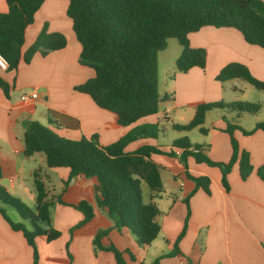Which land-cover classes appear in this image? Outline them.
<instances>
[{
    "label": "crops",
    "instance_id": "crops-1",
    "mask_svg": "<svg viewBox=\"0 0 264 264\" xmlns=\"http://www.w3.org/2000/svg\"><path fill=\"white\" fill-rule=\"evenodd\" d=\"M64 1L45 0L36 12L34 22L25 30L22 52L35 40L43 19L48 21L49 32L63 33L49 18L52 17L51 10L56 7L61 6L66 11L67 1ZM6 10L5 0H0V12ZM39 16L42 19L38 20ZM188 41L191 47L205 50V67H193L185 73L172 70L168 76L171 84H165L162 92H159L170 97L159 104L155 115L144 117L125 129L115 125L113 114L98 108L87 95L73 89L93 75L90 68L78 63L80 45L77 40L72 44L67 40L63 49L46 56L37 53L28 64L21 61L16 70L0 69V78L10 86L9 98L0 88V166L3 171L0 184L28 205L35 202L32 188L34 173L38 172L51 198L56 197L52 193L55 188L49 189L52 170L58 174L60 181L68 180L69 169H47L44 155L35 153L28 158L23 155L22 121L46 120V127L60 136L77 140L97 135L99 143L107 145L139 124L158 123V127L169 124L172 128V124H178L174 120H186L188 123L201 103L240 100L235 96L240 89L234 83L226 86L227 82L238 79L225 82L216 80L219 71L229 63L243 64L255 78L264 81V48L245 42L236 29L205 26L190 33ZM180 52L181 47L172 63H175ZM34 90L37 93L35 100H20L21 94ZM213 110L222 112L213 113ZM213 110L205 115L203 124H206L204 128L207 132L202 134L205 139L197 145L203 147L210 160L227 163L231 157V145L229 135L223 131L226 126L223 117L233 122L235 113L225 109ZM240 119H249L242 116L236 122L247 131L264 120L257 116L251 126L244 128L239 123ZM179 125L184 124L180 122ZM162 131H165L163 127ZM233 137L238 147L248 152L253 171L246 180H242L235 162L227 175L229 191L222 187L221 173L216 167L196 163L192 157L187 159V172L190 175L208 177L210 193L206 194L186 178L184 167L175 157L152 155L160 166L163 186L161 196L155 200L159 209L156 222L160 231L149 245L143 247L135 243L128 228L115 227V221L107 212L95 205L98 193L96 180L83 175L73 177L58 193L60 201L55 199L50 208L52 227L60 232V236L51 242H47L45 236L35 238L38 264H116L111 252H94L92 239L100 229H109L102 239L103 245L111 243L119 251L131 253L132 260L129 255H123L127 264H151L155 258L173 249L186 218V231L178 244L180 254L161 258L157 264H264V182L256 175L257 168L264 165V131L256 130L250 135H243L235 130ZM142 145H156L163 151L169 149L159 144L158 136L156 139L136 140L125 149L133 151ZM25 158L27 161L38 160L40 170L25 168ZM186 197L188 204L184 202ZM80 201L92 205L93 217L68 233L83 219L82 213L72 206ZM143 202H149V191ZM0 207H3L1 202ZM96 222H99V226L94 225ZM82 243L87 249L85 253L80 250ZM66 244L72 256L70 259L65 255ZM31 263L32 249L22 233L13 231L0 214V264Z\"/></svg>",
    "mask_w": 264,
    "mask_h": 264
},
{
    "label": "trees",
    "instance_id": "trees-1",
    "mask_svg": "<svg viewBox=\"0 0 264 264\" xmlns=\"http://www.w3.org/2000/svg\"><path fill=\"white\" fill-rule=\"evenodd\" d=\"M66 1L65 14L71 21L72 32L80 45L78 63L93 71L92 77L73 89L87 95L98 108L113 114L115 125L120 129L155 115L159 104L170 97L159 93L157 61L158 53L165 49L169 38H175L181 47L175 61V69L181 73L193 67H205V50L191 47L188 41L190 33L205 26L234 28L245 42L264 48L262 0ZM44 2L5 0L7 10L0 12V56L7 64L6 71L16 70L21 61L28 64L37 53L46 56L66 46L65 36L60 32H49L45 24L35 40L22 52L25 30L34 22L35 14ZM232 79L243 80L255 89L264 91V81L255 78L243 64L229 63L216 76L219 82ZM0 88L9 98L10 86L1 78ZM213 109L235 113L233 122L223 117L226 123L223 131L229 135L231 145V157L227 163L210 160L203 147L191 143L187 137L174 140L168 151L156 145H142L133 151H126V146L131 142L143 138L156 139L158 123L136 125L118 140L101 145L97 135L73 140L56 134L37 121L26 120L22 121L23 155L28 158L35 153H42L47 168L69 169L68 180L62 181L64 187L77 175L95 179L98 185L95 205L107 212L115 221V227L128 228L135 243L143 247L149 245L160 231L156 222L159 209L155 200L161 196L163 186L160 166L152 159V155L175 157L184 167L186 178L206 194L210 193L209 179L205 176L194 177L187 172L189 157L196 163L218 168L225 191H229L227 175L235 162L242 180H246L253 171L248 152L238 147L233 132L239 130L243 135H250L256 130L264 131V120L257 122L249 131L236 123L242 116L258 114L261 110L259 104L223 100L201 103L187 124H172V129L188 131L197 128L204 135L207 132L202 126L205 115ZM176 150H180V153L176 154ZM2 172L0 166V180ZM256 175L264 182V165L257 168ZM32 183L35 195L33 209L0 184V202L13 209L21 221H12L3 207H0V214L13 231L22 233L32 249L31 264H38L35 238L45 236L46 241L51 242L60 236V232L51 224L50 208L54 197L48 196L37 173H34ZM142 183L149 189L148 203L142 199ZM188 197L184 199L186 204ZM57 201H60L59 195ZM72 206L82 213L83 219L70 232L93 217V207L88 202L80 201ZM188 214L189 211L187 217ZM186 225L187 218L173 249L155 258L151 264H157L161 258L180 254L178 244L185 234ZM108 231H96L92 239L94 251L111 252L116 264H127L123 255H129L132 260L129 251L121 252L111 243L102 244Z\"/></svg>",
    "mask_w": 264,
    "mask_h": 264
},
{
    "label": "rangeland",
    "instance_id": "rangeland-1",
    "mask_svg": "<svg viewBox=\"0 0 264 264\" xmlns=\"http://www.w3.org/2000/svg\"><path fill=\"white\" fill-rule=\"evenodd\" d=\"M58 1V0H57ZM62 2H65L64 0H59ZM264 1V0H262ZM51 16L49 20H51L53 22V25L58 28L63 30V33L60 31H56V32H60L62 33L66 40H68L69 44L77 43L74 36H73V32L70 28V20L69 18L66 17L65 15V11L63 9H61L60 7H56L55 9L51 10ZM42 19L41 16H39L38 20ZM63 19H66L63 21ZM48 21H46V19H43V21L41 22V28L46 24L47 25V30H48ZM179 43L175 38H169L167 40V45L166 48L164 49V52H160L158 54L157 57V61H158V90L159 92H162L165 84H171L169 73H171V71L175 70V63L173 62V58L176 54V52H178L179 50ZM234 83L235 86H237L240 91H238L235 96L239 97L240 100L238 101H243V102H248V103H257L261 106V110L259 111L258 114H256L255 116H250V115H245L244 117L246 119H249L247 121H243L242 119L239 120V123L245 128V127H249L251 126V122L253 121V119H256L257 116H260L261 119H264V91L262 90H257L254 87H252L251 85H249L248 83H246L243 80H233V82H227L226 86L229 87L231 86V84ZM222 112L221 110H213V113H219ZM38 118V117H36ZM37 122H39L41 125L46 127V120L42 121V119H36ZM174 122L180 124H186L187 121L183 120V121H177L174 120ZM162 127L165 129V131H162ZM203 127H206V124H203ZM159 129V133H158V142L160 145L162 146H168L170 147L172 142L176 139L182 138V137H187L189 139V141L193 144H200L199 142H202L205 138L204 136L198 131L197 128L188 130V131H177L171 128V126L169 124H162L159 125L158 127ZM40 155H43L42 153H40ZM24 159V158H23ZM25 161L26 158H25ZM39 161H32L29 160L25 163V168H35L37 171H39ZM45 168V167H44ZM46 169V168H45ZM48 169V168H47ZM36 171V172H37ZM53 172H51V177H52V181H51V185H49V189L51 188H55L54 191H52V193L56 194L54 199L57 200V195L60 192V190L64 187L63 182L60 181L58 174L56 172H54V170H52ZM38 173V172H37ZM163 176H165L163 174ZM149 189L147 187V185L145 183L141 184V193H142V197L143 200H146V196L148 193ZM50 197V196H49ZM53 202V203H54ZM33 204H28V206L33 209ZM53 205V204H52ZM51 205V206H52ZM3 208L6 211L7 216L14 222H19L21 221L20 217L18 215H16V213L14 212L13 209L9 208L8 206H3ZM95 226H99V222H96V224H94ZM70 233V231L68 232ZM80 250L85 253L87 251V249L85 248V244H81ZM95 252V251H94ZM65 255L66 257L69 256V259L72 258L71 253L68 249V244H66V248H65Z\"/></svg>",
    "mask_w": 264,
    "mask_h": 264
},
{
    "label": "built area",
    "instance_id": "built-area-1",
    "mask_svg": "<svg viewBox=\"0 0 264 264\" xmlns=\"http://www.w3.org/2000/svg\"><path fill=\"white\" fill-rule=\"evenodd\" d=\"M0 69L6 71L7 69V64L4 61V59L0 56ZM37 98V93L36 91H31L29 93H23L20 96V100L23 102H28V101H32L35 100ZM180 151H177L176 154H179Z\"/></svg>",
    "mask_w": 264,
    "mask_h": 264
}]
</instances>
